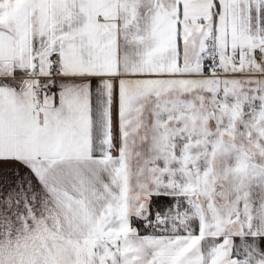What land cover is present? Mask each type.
<instances>
[{"label":"snow or ice","instance_id":"snow-or-ice-1","mask_svg":"<svg viewBox=\"0 0 264 264\" xmlns=\"http://www.w3.org/2000/svg\"><path fill=\"white\" fill-rule=\"evenodd\" d=\"M0 264H264V0H0Z\"/></svg>","mask_w":264,"mask_h":264}]
</instances>
